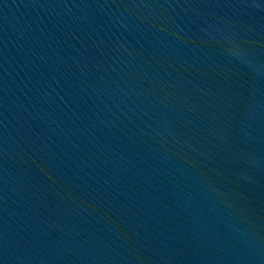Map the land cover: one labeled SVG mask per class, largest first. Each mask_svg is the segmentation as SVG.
<instances>
[{
  "label": "water",
  "instance_id": "95a60500",
  "mask_svg": "<svg viewBox=\"0 0 264 264\" xmlns=\"http://www.w3.org/2000/svg\"><path fill=\"white\" fill-rule=\"evenodd\" d=\"M0 264H264V0H0Z\"/></svg>",
  "mask_w": 264,
  "mask_h": 264
}]
</instances>
